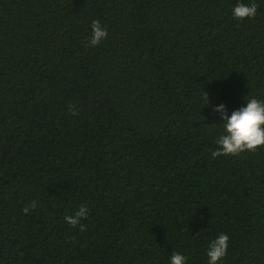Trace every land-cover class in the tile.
Here are the masks:
<instances>
[{
  "label": "trees",
  "instance_id": "obj_1",
  "mask_svg": "<svg viewBox=\"0 0 264 264\" xmlns=\"http://www.w3.org/2000/svg\"><path fill=\"white\" fill-rule=\"evenodd\" d=\"M237 2L0 0V264H207L220 233L264 264V146L211 156L213 107L264 101V0Z\"/></svg>",
  "mask_w": 264,
  "mask_h": 264
},
{
  "label": "clouds",
  "instance_id": "obj_2",
  "mask_svg": "<svg viewBox=\"0 0 264 264\" xmlns=\"http://www.w3.org/2000/svg\"><path fill=\"white\" fill-rule=\"evenodd\" d=\"M258 4L255 0L245 4L238 2L232 9V15L237 20L246 18H254L257 14ZM108 31L99 20H93L91 23V38L87 41L88 47H95L104 39L107 38ZM204 100L206 105L209 104L207 93L204 92ZM69 112L71 115H79V109L75 104H70ZM214 113H219L223 121V131L217 136L215 144L216 149L211 152V156H238L241 153L255 152L258 147L264 146V101L250 98L246 101V106L233 110L231 115L223 104L213 107ZM38 206V201H30L23 209L27 213L30 209H35ZM88 216L87 205H80L72 215L64 217L65 223L72 228H79L82 232L86 230V225L81 223L82 219ZM229 246V236L225 233H220L208 245L206 256L207 264H218L227 254ZM186 257L179 252H173L170 256V264H186Z\"/></svg>",
  "mask_w": 264,
  "mask_h": 264
}]
</instances>
